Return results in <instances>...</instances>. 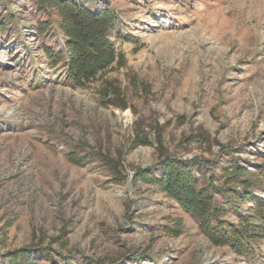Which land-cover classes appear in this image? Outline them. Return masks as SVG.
Returning <instances> with one entry per match:
<instances>
[{
  "label": "rangeland",
  "instance_id": "rangeland-1",
  "mask_svg": "<svg viewBox=\"0 0 264 264\" xmlns=\"http://www.w3.org/2000/svg\"><path fill=\"white\" fill-rule=\"evenodd\" d=\"M77 1L117 14L110 39L123 56L86 86L68 77L58 10L0 0V264L24 248L36 264H264V229L244 244L250 257L236 253L136 176L161 174L166 158L195 162L226 225L256 215L264 0ZM104 80L119 85L117 102L101 101ZM237 165L252 172L249 189L225 178Z\"/></svg>",
  "mask_w": 264,
  "mask_h": 264
},
{
  "label": "trees",
  "instance_id": "trees-1",
  "mask_svg": "<svg viewBox=\"0 0 264 264\" xmlns=\"http://www.w3.org/2000/svg\"><path fill=\"white\" fill-rule=\"evenodd\" d=\"M37 1L43 8L54 7L58 10L61 18L60 27L67 38L68 77L75 85L86 86L98 75L103 74L113 63L123 61V56L116 52L110 39L111 31L119 21L116 13L110 9H94L86 4H79L77 0ZM1 30H5V27L3 26ZM39 30V33L44 32V28ZM45 51L56 61L63 60L64 56L56 55L51 48L45 47ZM120 93L119 85L113 80H104L98 90L103 103L114 101L116 94L119 96ZM115 102H117L116 99ZM137 133L136 140L141 139L144 144L155 142L160 148L163 147L161 136H157L153 142V139L149 137H144L143 140L140 138L142 133ZM197 164L166 158L158 163L162 170L161 174L157 175L152 169H145L140 170L136 176L142 175L143 178H147L148 182L160 186L185 211L199 220L201 229L217 245L230 246L236 253L250 257L251 248L244 244L250 241L252 237L250 234H262L259 231L264 229V217L261 213L264 210V202L261 204L257 201L254 204L252 210H256L257 213L251 215L246 227L226 225L222 219L226 209L217 204L209 187L199 185V179L193 173L192 167ZM244 170L247 169L237 165L230 173L225 171L224 176L248 188L251 186L248 183L251 181L249 178L252 172L246 173ZM261 173L263 174L264 171ZM261 181H264V178ZM252 218H256L257 223L251 221ZM251 228L259 233H249L248 229ZM32 252L33 249L24 248L8 252L4 258L9 261V264H36L35 255ZM84 261V264H95L87 259Z\"/></svg>",
  "mask_w": 264,
  "mask_h": 264
}]
</instances>
